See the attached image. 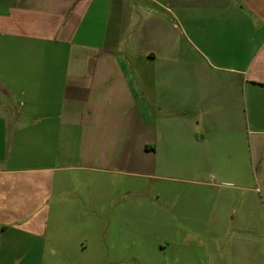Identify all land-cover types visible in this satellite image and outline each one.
Masks as SVG:
<instances>
[{"label": "crops", "instance_id": "obj_1", "mask_svg": "<svg viewBox=\"0 0 264 264\" xmlns=\"http://www.w3.org/2000/svg\"><path fill=\"white\" fill-rule=\"evenodd\" d=\"M167 163L161 264H264V0H0V264H139L102 180Z\"/></svg>", "mask_w": 264, "mask_h": 264}, {"label": "rangeland", "instance_id": "obj_2", "mask_svg": "<svg viewBox=\"0 0 264 264\" xmlns=\"http://www.w3.org/2000/svg\"><path fill=\"white\" fill-rule=\"evenodd\" d=\"M165 170L155 172L150 176H131V175H113L102 180V192L100 200L103 207L102 219L104 223L110 222L111 226L103 230L107 236L111 234V228L119 230L124 224L122 221L127 216L134 222L132 224V235L134 236V249L139 264H161L162 259L158 255L157 246L160 239V227L158 220L161 212L166 206V201L170 202H189L188 177H180L173 174L172 163H167ZM182 178V179H179ZM178 197L168 198L164 190L182 189ZM166 200V201H165ZM169 202V201H168ZM125 203H132L133 209L125 215L120 210V206ZM139 204V205H138ZM119 207V209H114ZM109 212V213H107ZM112 212L114 214L110 215ZM123 235L121 232L118 236ZM140 251V252H138ZM9 263H14V256L6 258ZM107 257H102L101 262L107 261ZM61 258L42 256L38 258H29L26 264H61ZM22 264V263H21Z\"/></svg>", "mask_w": 264, "mask_h": 264}]
</instances>
